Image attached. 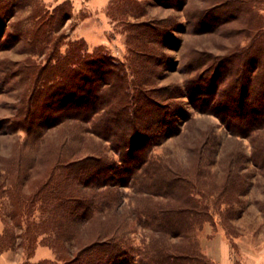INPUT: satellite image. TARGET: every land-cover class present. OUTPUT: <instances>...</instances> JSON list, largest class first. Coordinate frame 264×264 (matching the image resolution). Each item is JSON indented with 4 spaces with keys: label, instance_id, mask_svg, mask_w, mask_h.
Instances as JSON below:
<instances>
[{
    "label": "trees",
    "instance_id": "16d2710c",
    "mask_svg": "<svg viewBox=\"0 0 264 264\" xmlns=\"http://www.w3.org/2000/svg\"><path fill=\"white\" fill-rule=\"evenodd\" d=\"M247 2L254 4L252 0H228L224 11H242ZM24 5L33 7L27 17L30 24L28 19L19 20L14 30L19 37L31 35V41L41 33L44 46L51 43L48 63L53 61L43 78L42 105L38 110L33 108L40 120L35 126L29 122L27 131L42 132L66 119L78 121L87 126L83 132L107 141L119 160L109 158L100 148L83 157H78L83 154L78 149L69 159L62 154L49 161L43 158L27 193L23 189L32 176V167L17 160L15 182L7 184L8 188L4 182L0 184V195L11 198L7 215L12 225L7 222L0 234V253L14 245L12 230L16 228L21 231L19 245L30 252L29 257L35 245L42 243L55 251L58 260L70 258L69 262L75 263L81 259L77 264H217L191 235L211 220L207 193L198 182L201 171L197 169L192 177L149 155L153 140L171 129L175 109L155 100L144 86L147 83L134 79L132 84L128 67L102 46L88 52L83 40H74L66 42L65 51L59 53L64 45L59 30L72 17L68 1L49 14L37 0H0V29L3 17H11L14 8ZM131 31L129 38L134 35L143 41L148 36L152 43L160 36L157 29L146 24ZM253 41L256 43L237 48L228 57L209 56L208 72L212 75L206 80L218 78L225 85L215 111L232 136L250 140L249 161L263 168L264 26L256 29ZM129 51L133 61L138 52H152L144 42ZM198 59L192 62L196 68L204 64ZM195 90L208 97L216 92L210 88ZM26 110L24 115L35 120V112ZM223 111L221 117L218 112ZM124 186L131 188L129 203L133 204L126 217L118 212L119 187ZM1 207L2 202L0 211ZM35 211L40 212L38 220L32 219ZM130 221L150 232L140 247L135 248L125 234ZM82 230L85 235H81ZM82 254L84 257L79 258Z\"/></svg>",
    "mask_w": 264,
    "mask_h": 264
},
{
    "label": "rangeland",
    "instance_id": "374dc122",
    "mask_svg": "<svg viewBox=\"0 0 264 264\" xmlns=\"http://www.w3.org/2000/svg\"><path fill=\"white\" fill-rule=\"evenodd\" d=\"M226 1L111 0L106 9L94 12L83 5L74 9L68 1L72 17L59 30L64 37L59 53L65 51L66 42L74 40H83L88 52L102 46L128 67L132 84L134 79L147 83L144 86L155 100L170 110L175 109L171 129L153 140L149 155L192 177L197 169L201 171L199 181L195 180L207 193L211 220L191 234L200 247L204 245L211 252L227 251L228 260L233 264H254L257 257L264 255V167L249 161L250 140L232 136L215 111L225 85L218 78L206 79L212 75L208 72L209 56L228 57L235 49L256 43L253 35L264 26V0H252L254 4L247 2L242 11L229 13L224 11ZM64 2L67 0L52 4L37 0L49 14ZM32 11L29 5L14 8L11 17H3L0 29V184L4 182L8 188L7 184L15 182L16 162L20 159L22 165L27 163L32 167V176L23 189L25 193L43 158L48 160L62 154L69 159L78 149L83 153L78 157H83L100 148L109 158L119 160L107 141L83 132L82 128L87 126L78 121L66 119L50 129L35 131L37 134L27 131L29 122L38 124L40 116L34 109L42 105L43 78L53 63H48L51 43L45 47L41 33L31 41V35L19 37L14 30L17 21L28 19ZM86 19L89 21L83 25ZM29 22L28 19L27 25ZM140 24L160 32L155 43L148 36L143 41L134 35L129 38L133 34L131 30ZM149 35L152 37V32ZM142 42L150 45L152 52H138L133 61L129 48L134 49ZM197 59L204 61L199 68L192 65ZM131 61L133 67L129 68ZM208 88L216 91L209 97L198 95L195 90ZM35 91L41 93L35 94ZM26 108L29 113L35 112V120L24 115ZM218 113L223 117L224 111ZM3 176H7V181L2 180ZM119 191L118 212L126 217L133 205L129 203L132 191L128 186L119 187ZM10 200L0 195V234L7 222L12 226L7 215ZM39 217L40 212L35 211L32 219ZM12 231L14 245L0 253V264H77L81 260L75 263H70V258L58 260L55 251L42 243L35 245L29 257L30 252L19 245L21 231L16 228ZM125 234L136 248L148 241L150 232L130 221ZM81 235H85L84 230Z\"/></svg>",
    "mask_w": 264,
    "mask_h": 264
},
{
    "label": "crops",
    "instance_id": "0c3cea01",
    "mask_svg": "<svg viewBox=\"0 0 264 264\" xmlns=\"http://www.w3.org/2000/svg\"><path fill=\"white\" fill-rule=\"evenodd\" d=\"M43 1L47 4H52L56 2L66 1V0H43ZM67 1H70L73 4L74 9L76 7H81L83 5V6H86L89 11H93V12L102 11L103 9H106L109 3L111 2V0H67ZM88 21L89 19H86L83 22V25ZM201 250L203 251V253H205L211 260H213L217 264H233L229 262L227 251L225 250L223 251V249L220 251L218 250V252H211L207 248H205V246L203 245V248L201 247ZM263 256L260 255L259 257H257L254 264H264Z\"/></svg>",
    "mask_w": 264,
    "mask_h": 264
}]
</instances>
